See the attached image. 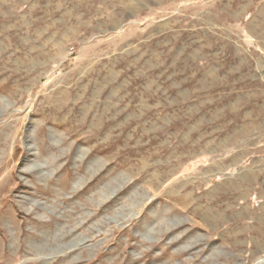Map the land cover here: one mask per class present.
Masks as SVG:
<instances>
[{"label": "rangeland", "instance_id": "rangeland-1", "mask_svg": "<svg viewBox=\"0 0 264 264\" xmlns=\"http://www.w3.org/2000/svg\"><path fill=\"white\" fill-rule=\"evenodd\" d=\"M0 264H264V0H0Z\"/></svg>", "mask_w": 264, "mask_h": 264}]
</instances>
